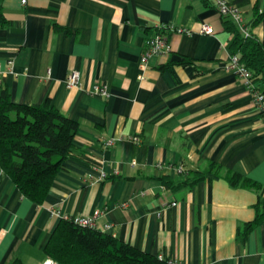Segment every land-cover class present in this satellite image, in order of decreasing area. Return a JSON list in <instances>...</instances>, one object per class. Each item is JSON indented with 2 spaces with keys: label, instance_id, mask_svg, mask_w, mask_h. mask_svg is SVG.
<instances>
[{
  "label": "crops",
  "instance_id": "0c3cea01",
  "mask_svg": "<svg viewBox=\"0 0 264 264\" xmlns=\"http://www.w3.org/2000/svg\"><path fill=\"white\" fill-rule=\"evenodd\" d=\"M255 6L264 0L242 11L264 46ZM0 11L8 20L0 88L17 103L49 100L78 123L75 152L42 203L0 170V264H47L44 246L61 216L96 210L97 229L178 264H264V221L242 238L259 191L212 172L186 183L174 169L193 175L213 161L259 183L264 198V126L225 70L233 35L212 0H0ZM202 22L214 33L201 32ZM159 24L175 26L171 51L141 69L145 37ZM73 69L79 85L67 86ZM99 83L108 96L93 91ZM258 85L264 91V73Z\"/></svg>",
  "mask_w": 264,
  "mask_h": 264
},
{
  "label": "trees",
  "instance_id": "16d2710c",
  "mask_svg": "<svg viewBox=\"0 0 264 264\" xmlns=\"http://www.w3.org/2000/svg\"><path fill=\"white\" fill-rule=\"evenodd\" d=\"M228 3L242 8L249 0ZM253 14L252 24H256L264 16V7L255 6ZM221 18L224 28L233 35L229 45L231 53L238 55L240 63L251 72L252 81L259 87L264 73V46L251 28L245 34L228 14L221 15ZM7 23L0 11V24ZM77 129L78 123L63 115L49 100L17 103L0 88L1 172L11 178L24 197L42 203L63 162L75 152ZM208 163L207 169L193 175L187 172L184 182L193 183L212 172L221 174L232 186L259 191L254 204L255 216L244 224L243 238L264 221L263 188L250 178L224 169L213 161ZM162 182L166 186L172 185L167 178H162ZM44 253L56 264H169L165 258L141 250L95 226H82L64 217L54 226Z\"/></svg>",
  "mask_w": 264,
  "mask_h": 264
},
{
  "label": "built area",
  "instance_id": "2783aa9c",
  "mask_svg": "<svg viewBox=\"0 0 264 264\" xmlns=\"http://www.w3.org/2000/svg\"><path fill=\"white\" fill-rule=\"evenodd\" d=\"M215 4V7L220 15L228 14L233 22L238 26V28L247 34L248 25L245 21L244 14L241 7L231 5L228 3L227 0H212ZM21 4H24L26 0H20ZM175 28L172 24H159L155 27L154 31L145 37L143 50L140 55V68L145 69L149 65V60L153 56L158 55H165L171 51L170 43L167 37V32H170ZM180 31H183V28H179ZM200 31L206 34H213L214 28L202 22L200 24ZM225 70L234 72L236 76L240 78L241 83L247 88L249 91L252 103L257 111L259 120L261 121L262 125L264 126V91L257 87L256 84L252 81V74L251 72L245 68L239 61V57L236 54H231L228 63L225 66ZM80 80V73L78 70L73 69L69 72L66 77L65 83L67 86L72 85H79ZM93 91L99 93L100 95L106 97L108 96V90L105 85L103 84H94ZM132 142H139L138 136H132L130 138ZM113 143V139H107L104 143V146H109ZM175 171L181 173H187L185 170L183 171L181 167L177 166L174 168ZM172 205L175 203L172 202ZM53 214L59 215V210L54 209L52 211ZM99 213L96 210L92 216H68L63 215L61 217L71 219L76 224L82 226H95L94 219L96 215ZM111 224L106 223L104 225V229L108 230ZM159 257L165 258L169 264H178L172 258L166 257L163 254H158ZM47 264H56L52 260L47 261Z\"/></svg>",
  "mask_w": 264,
  "mask_h": 264
},
{
  "label": "bare ground",
  "instance_id": "6f19581e",
  "mask_svg": "<svg viewBox=\"0 0 264 264\" xmlns=\"http://www.w3.org/2000/svg\"><path fill=\"white\" fill-rule=\"evenodd\" d=\"M179 173V172H178Z\"/></svg>",
  "mask_w": 264,
  "mask_h": 264
}]
</instances>
